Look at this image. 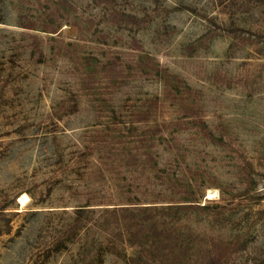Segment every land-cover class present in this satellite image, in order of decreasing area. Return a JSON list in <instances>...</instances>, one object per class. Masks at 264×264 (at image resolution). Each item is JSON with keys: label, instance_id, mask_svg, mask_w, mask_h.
Wrapping results in <instances>:
<instances>
[{"label": "rangeland", "instance_id": "1", "mask_svg": "<svg viewBox=\"0 0 264 264\" xmlns=\"http://www.w3.org/2000/svg\"><path fill=\"white\" fill-rule=\"evenodd\" d=\"M0 264H264V0H0Z\"/></svg>", "mask_w": 264, "mask_h": 264}, {"label": "bare ground", "instance_id": "2", "mask_svg": "<svg viewBox=\"0 0 264 264\" xmlns=\"http://www.w3.org/2000/svg\"><path fill=\"white\" fill-rule=\"evenodd\" d=\"M24 199H26V198H25V196H23V197L21 198V202H23V201H24Z\"/></svg>", "mask_w": 264, "mask_h": 264}, {"label": "trees", "instance_id": "3", "mask_svg": "<svg viewBox=\"0 0 264 264\" xmlns=\"http://www.w3.org/2000/svg\"><path fill=\"white\" fill-rule=\"evenodd\" d=\"M170 207V206H169ZM127 208V207H126ZM118 211V210H117ZM121 211H127V209H125V210H121Z\"/></svg>", "mask_w": 264, "mask_h": 264}]
</instances>
